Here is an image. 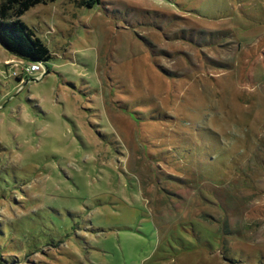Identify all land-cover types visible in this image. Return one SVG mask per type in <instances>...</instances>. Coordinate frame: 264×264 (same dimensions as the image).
Segmentation results:
<instances>
[{
	"label": "rangeland",
	"instance_id": "rangeland-1",
	"mask_svg": "<svg viewBox=\"0 0 264 264\" xmlns=\"http://www.w3.org/2000/svg\"><path fill=\"white\" fill-rule=\"evenodd\" d=\"M22 20L51 58L0 44V264H264V0Z\"/></svg>",
	"mask_w": 264,
	"mask_h": 264
},
{
	"label": "trees",
	"instance_id": "trees-1",
	"mask_svg": "<svg viewBox=\"0 0 264 264\" xmlns=\"http://www.w3.org/2000/svg\"><path fill=\"white\" fill-rule=\"evenodd\" d=\"M52 1L55 0H0V44L20 59L23 68L32 63H45L51 58L48 46L22 16L30 8ZM100 4L101 0H82V5L87 7Z\"/></svg>",
	"mask_w": 264,
	"mask_h": 264
},
{
	"label": "built area",
	"instance_id": "built-area-1",
	"mask_svg": "<svg viewBox=\"0 0 264 264\" xmlns=\"http://www.w3.org/2000/svg\"><path fill=\"white\" fill-rule=\"evenodd\" d=\"M37 66H38V63H32V64H30L29 66H26V67H24L26 70H33V69H35V68H37Z\"/></svg>",
	"mask_w": 264,
	"mask_h": 264
},
{
	"label": "water",
	"instance_id": "water-1",
	"mask_svg": "<svg viewBox=\"0 0 264 264\" xmlns=\"http://www.w3.org/2000/svg\"><path fill=\"white\" fill-rule=\"evenodd\" d=\"M8 51V50H7ZM9 52V51H8ZM10 53V52H9ZM13 57H14V59L13 58H10L11 60H14L15 62H19V64H20V59L19 58H17L16 56H14L13 54H11ZM22 65V64H21ZM23 66V65H22Z\"/></svg>",
	"mask_w": 264,
	"mask_h": 264
}]
</instances>
